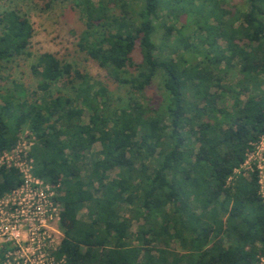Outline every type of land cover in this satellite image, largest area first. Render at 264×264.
<instances>
[{
	"label": "trees",
	"instance_id": "1",
	"mask_svg": "<svg viewBox=\"0 0 264 264\" xmlns=\"http://www.w3.org/2000/svg\"><path fill=\"white\" fill-rule=\"evenodd\" d=\"M73 4L83 22L79 49L129 86V102L112 106L106 85L48 51L31 65L34 89L13 81L0 92V153L29 129L33 173L58 185L63 237L55 258L255 264L264 252V204L256 174L233 170L264 133V0ZM183 13L196 14L197 41L177 30L168 42ZM33 33L25 12L0 5V82L10 79L9 64L30 55ZM157 75L165 92L158 107L145 97ZM224 94L231 109L218 104ZM19 184L18 171L0 168L1 195Z\"/></svg>",
	"mask_w": 264,
	"mask_h": 264
},
{
	"label": "built area",
	"instance_id": "2",
	"mask_svg": "<svg viewBox=\"0 0 264 264\" xmlns=\"http://www.w3.org/2000/svg\"><path fill=\"white\" fill-rule=\"evenodd\" d=\"M35 135L24 129L16 143L0 153V168L18 171L20 184L0 194V262L2 264H66L53 252L63 237L59 228L63 206L57 199L58 185L33 173L29 155ZM264 133L253 143L243 162L233 170L235 176L256 174L258 195L264 204ZM230 181V178H229ZM255 264H264V252Z\"/></svg>",
	"mask_w": 264,
	"mask_h": 264
},
{
	"label": "rangeland",
	"instance_id": "3",
	"mask_svg": "<svg viewBox=\"0 0 264 264\" xmlns=\"http://www.w3.org/2000/svg\"><path fill=\"white\" fill-rule=\"evenodd\" d=\"M229 1L240 5L243 0ZM0 5L1 8L17 7L20 11L25 12L32 22L34 29L32 42L28 47L30 55L21 56L15 62L9 64L6 74H9L10 79L3 83L0 82V92H5V90L12 88L13 81L21 84L24 89H34L39 82V78L32 73L31 65L36 61L39 54L48 51L58 58L71 63L74 68L93 76L106 85L108 91L104 97L109 100L112 106H125L129 102V86L112 82L97 62L90 59L85 52L79 49L78 36L83 29V22L80 19L78 9L73 4V0H0ZM191 15V17H188V13H183L178 20L171 18L175 22V31L171 32L168 42L174 41L175 37L179 36L177 30H182L181 34L188 38L189 42L197 41L193 33L194 28H196L193 23L196 14L191 13ZM167 19L162 17L160 21L168 25ZM159 26L158 41H161L164 27L162 24ZM219 43L221 45L224 44L223 40H219ZM57 88L58 86L52 88L54 94ZM68 91L72 94V90ZM164 93L162 79L160 75H157L147 87L145 97L149 104L158 107L163 104ZM218 104L231 109L232 99L228 95H221ZM89 114L90 112L85 110L82 118L83 122L87 121ZM97 147L98 145L95 144L94 149ZM136 227V223H134L133 230Z\"/></svg>",
	"mask_w": 264,
	"mask_h": 264
},
{
	"label": "crops",
	"instance_id": "4",
	"mask_svg": "<svg viewBox=\"0 0 264 264\" xmlns=\"http://www.w3.org/2000/svg\"><path fill=\"white\" fill-rule=\"evenodd\" d=\"M133 230V228H132ZM136 230V229H134ZM172 248L178 252H183V250L181 249V246H179V242L177 240H173L172 241Z\"/></svg>",
	"mask_w": 264,
	"mask_h": 264
}]
</instances>
